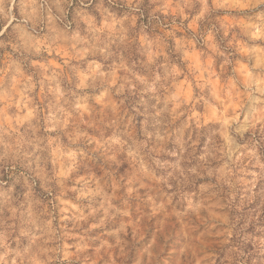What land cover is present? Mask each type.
Here are the masks:
<instances>
[{"label": "rangeland", "instance_id": "374dc122", "mask_svg": "<svg viewBox=\"0 0 264 264\" xmlns=\"http://www.w3.org/2000/svg\"><path fill=\"white\" fill-rule=\"evenodd\" d=\"M0 264H264V0H0Z\"/></svg>", "mask_w": 264, "mask_h": 264}, {"label": "trees", "instance_id": "16d2710c", "mask_svg": "<svg viewBox=\"0 0 264 264\" xmlns=\"http://www.w3.org/2000/svg\"><path fill=\"white\" fill-rule=\"evenodd\" d=\"M143 16V15H142Z\"/></svg>", "mask_w": 264, "mask_h": 264}]
</instances>
